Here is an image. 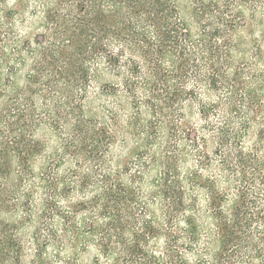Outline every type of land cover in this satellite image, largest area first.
<instances>
[{
    "label": "trees",
    "instance_id": "1",
    "mask_svg": "<svg viewBox=\"0 0 264 264\" xmlns=\"http://www.w3.org/2000/svg\"><path fill=\"white\" fill-rule=\"evenodd\" d=\"M0 264H264V0H0Z\"/></svg>",
    "mask_w": 264,
    "mask_h": 264
},
{
    "label": "rangeland",
    "instance_id": "2",
    "mask_svg": "<svg viewBox=\"0 0 264 264\" xmlns=\"http://www.w3.org/2000/svg\"><path fill=\"white\" fill-rule=\"evenodd\" d=\"M72 30V29H71ZM68 34H70V32H68ZM71 46H72V42H71ZM64 54H66V55H68V56H71L72 55V49H71V51H68L67 53H64Z\"/></svg>",
    "mask_w": 264,
    "mask_h": 264
}]
</instances>
